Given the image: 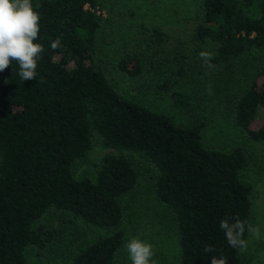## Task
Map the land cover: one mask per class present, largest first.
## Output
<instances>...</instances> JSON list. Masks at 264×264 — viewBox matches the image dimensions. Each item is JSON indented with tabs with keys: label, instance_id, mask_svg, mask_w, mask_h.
<instances>
[{
	"label": "trees",
	"instance_id": "trees-1",
	"mask_svg": "<svg viewBox=\"0 0 264 264\" xmlns=\"http://www.w3.org/2000/svg\"><path fill=\"white\" fill-rule=\"evenodd\" d=\"M103 7L102 0H0V264H29L27 250L52 240L58 231L41 223L50 210L111 230L69 264H114L124 238L122 199L138 172L109 152L92 163L93 179L75 177L94 139L154 166L156 197L179 236V264H244L252 187L241 175L249 153L206 148L202 118L180 126L117 91L96 62ZM142 29L159 51L147 59L128 54L117 66L170 93L187 70L235 76V67L247 69L242 58L264 53V0H200L186 40L192 58L183 46L166 49L170 34L162 29ZM246 72L231 94L234 121L264 141V64Z\"/></svg>",
	"mask_w": 264,
	"mask_h": 264
},
{
	"label": "rangeland",
	"instance_id": "rangeland-1",
	"mask_svg": "<svg viewBox=\"0 0 264 264\" xmlns=\"http://www.w3.org/2000/svg\"><path fill=\"white\" fill-rule=\"evenodd\" d=\"M102 1L107 20L100 31L96 62L115 89L150 109L170 115L180 126L202 118L201 141L206 148L243 147L249 153L250 166L241 175L252 187L250 233L243 246L244 264H264V141H255L243 134L234 121L231 96L243 87L245 75L241 71L251 72L254 65L264 64V53L253 51L242 58L240 63L244 64L245 59L247 69L235 67V76H229V71L187 70L173 91L160 94L145 76L132 79L122 73L117 62L128 54L147 59L159 51L142 31V27L152 26L170 34L166 49L183 46L194 57L186 40L200 0ZM210 53L209 47L205 54ZM261 116L264 117V108L258 110V117ZM97 142L93 140L86 157L75 168V177L93 179L92 163L109 152L128 157L138 172L135 189L122 199L124 238L114 264H179V236L168 207L156 197L154 166L137 153L105 148ZM41 223L58 232L43 248L34 246L27 250L29 264H69L79 248L111 233L109 229L85 225L55 210H50Z\"/></svg>",
	"mask_w": 264,
	"mask_h": 264
}]
</instances>
